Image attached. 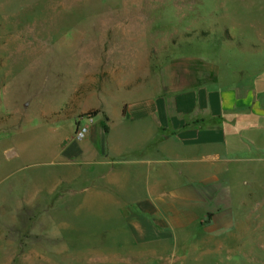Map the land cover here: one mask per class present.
<instances>
[{"label":"rangeland","instance_id":"obj_1","mask_svg":"<svg viewBox=\"0 0 264 264\" xmlns=\"http://www.w3.org/2000/svg\"><path fill=\"white\" fill-rule=\"evenodd\" d=\"M227 91L264 115V0H0V264H264V129L215 149L216 193L162 197L154 216L141 193L41 189L62 141L101 144L132 101ZM170 208L192 209L183 228ZM136 216L164 240L133 237Z\"/></svg>","mask_w":264,"mask_h":264},{"label":"crops","instance_id":"obj_2","mask_svg":"<svg viewBox=\"0 0 264 264\" xmlns=\"http://www.w3.org/2000/svg\"><path fill=\"white\" fill-rule=\"evenodd\" d=\"M171 102L167 108L157 100L132 101L116 123L110 121L101 144L92 140L83 150L68 139L62 141L57 150L61 162L52 179L48 174L42 178V193H141L134 203L153 216L163 213L159 209L162 197L173 199L184 193L188 199L194 193H216L214 186L221 174L218 165L227 163L215 149L238 141L244 130L264 129L256 126L260 120L264 122V115L243 112L240 98L229 91L199 97L183 94ZM5 143L2 152L18 157V150ZM23 145L16 147L26 153ZM199 182L212 183L205 187ZM169 210L167 227L176 230L186 223L178 222L177 212L192 214V209ZM150 220L136 216L127 222V228L133 237L162 242L156 234L165 226L158 225V216Z\"/></svg>","mask_w":264,"mask_h":264},{"label":"trees","instance_id":"obj_3","mask_svg":"<svg viewBox=\"0 0 264 264\" xmlns=\"http://www.w3.org/2000/svg\"><path fill=\"white\" fill-rule=\"evenodd\" d=\"M98 114H99L98 111H94V112H92V113H90V114H87L86 116H87L88 118L92 119V118H94L95 116H97Z\"/></svg>","mask_w":264,"mask_h":264}]
</instances>
